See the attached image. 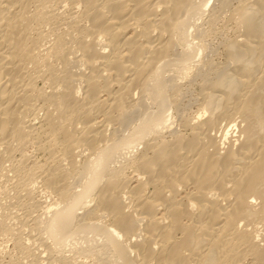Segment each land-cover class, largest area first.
Segmentation results:
<instances>
[{
  "label": "bare ground",
  "instance_id": "1",
  "mask_svg": "<svg viewBox=\"0 0 264 264\" xmlns=\"http://www.w3.org/2000/svg\"><path fill=\"white\" fill-rule=\"evenodd\" d=\"M58 1L78 5L81 10L77 20L73 17L70 32H55L48 41L38 28L52 23L57 16L43 8L42 0H0V160L9 161L14 151L20 152L21 146L28 143L43 152L59 145L60 157L52 156V164L66 159L70 170L75 164V148L88 152L83 163L87 172L82 173L92 177L78 192L69 191L67 172L65 176L60 165L47 168L33 162L28 168L31 176L37 171L41 177L37 175L36 179H41L43 189L60 200L59 210L67 204L69 209L77 207L64 215L57 211L62 218L57 212V216L52 215L59 220L51 222L54 228L48 230L53 239L48 236L49 239H65L61 236L64 225L68 226L75 213L82 210L81 220L75 223L78 231L93 235L92 232H102L104 241L94 237L101 246L98 250L114 252L121 264H264V227L257 228L264 226V0H246L243 5H248L240 4L232 13L244 38L241 43L238 37L234 46L228 45L231 49L226 54L230 56L227 61L233 64L240 60L238 66V62L234 63L235 76L228 73L232 77L228 76L229 84L223 81L227 76H222L225 84L217 87L221 89L211 86L220 92L216 97L220 106L215 99L216 103L211 101L215 95L212 99L204 95L206 105L201 104L204 107L200 111L206 109L207 117L203 115L201 120L198 115L200 118L185 121L188 136L163 140L159 131L163 133L171 124L161 120L145 133L140 150L134 142L141 139L145 118L139 127L143 129L137 130L142 134L134 129L133 135L122 138L119 144H115V136L109 138L105 133L114 121L122 124L125 118L128 120L127 110L135 104L134 91L141 96L149 93L151 99L166 96L161 77L173 64L172 56L178 53V62H182L199 54V48L185 42H189L187 29L193 23L191 17L199 20L209 0H195L196 4L194 0ZM32 3L41 8L31 13L27 6ZM71 33L75 34L70 38L73 50L66 46ZM179 38L184 44L181 52L177 50ZM69 55L78 68L77 74L68 71ZM57 63L64 67L61 73L54 68ZM255 67L261 70L257 76L258 72L253 73L258 71ZM39 80L50 83L47 91L42 90L44 86L35 89ZM219 80L215 86H220ZM227 84L230 88L223 90ZM169 88L167 99L160 98L158 119L166 118L169 103H174L178 95V85ZM211 108L223 109L219 119L228 120L219 137L221 122H217ZM38 111L44 112L43 118H38ZM164 122L168 126H160ZM213 130L217 131L215 135H211ZM225 144L228 147L224 149ZM132 149L138 153L132 152L130 157L126 151ZM117 152L120 156L127 153L126 162L118 169L108 166L111 158L119 162L120 156L114 157ZM21 166L13 169L14 174ZM48 237L42 239L48 241ZM60 263L70 264L65 259Z\"/></svg>",
  "mask_w": 264,
  "mask_h": 264
},
{
  "label": "rangeland",
  "instance_id": "2",
  "mask_svg": "<svg viewBox=\"0 0 264 264\" xmlns=\"http://www.w3.org/2000/svg\"><path fill=\"white\" fill-rule=\"evenodd\" d=\"M43 1L45 2V4ZM46 1H48V2H46ZM46 1L42 0V3L44 5L43 8L45 7V10H47V12L52 11L51 13H53L55 16H57L55 19L56 20L58 19V20L55 21V19H54V21H52V23H49V22H48V24L44 23V25L42 24L38 28V30L42 29L43 31L41 30L40 33L41 34L43 33L42 36H45L44 39L47 38L46 40L51 41L54 38L53 35H55V32H56V34H60V33H64V32L68 33L71 31L70 26H71L72 22H74L73 19L76 18L74 20H77L78 15L80 14L81 8L78 5H70V3H68V2L61 3L58 0H56V1L55 0H51V1L46 0ZM197 1L201 2V0H196V2ZM248 1L250 3V0H248ZM244 2L247 3L246 0H209L208 4H206V6H204L205 7L204 8L205 11H203L204 13H202L200 15V17H198V18L196 17L199 20L193 21L195 16L191 17L190 23H192V22L193 23L189 24L188 29H187V31H189L187 33L190 35V36L188 35V37H187V40L189 42H187V41H185V42H186V44L188 43L187 45H189V43H190V45L193 43L194 47L199 48L200 49L199 54L197 56H195L194 58L187 59L186 61L182 60V62H178V61H180L179 60L180 57H179L178 53L176 55L172 56V58L174 60L172 62L173 64H170V66L164 70V72L162 73V77H161V82H162L163 88H166V86L168 84L172 83L166 89L162 88V90H166V91H164V92H167V93H165L166 96H163V94L161 93L162 95L159 96V98L158 97L156 98V96H155V99H151L148 95L149 93L143 94L144 96L143 95L141 96L137 91H134L133 92V98H134L133 100L135 101V104L132 106H129V109L127 110L128 111L127 117L129 116L128 120H126L127 118H125L126 121L124 120V122H122V124H120L119 121H117V120H116V122L114 121L112 123V125L107 129L105 136L109 137V138H111V136H113V137L115 136L114 138L113 137L112 138L115 139V141H116L115 144H119L121 142L122 138L126 139L128 136L133 135L134 129L136 130V132H137V130L140 131L143 129V128H139V127L143 126L141 121L144 118L146 119V123H147V124L144 123L146 128L144 127L145 129H143V131H142L144 135L142 134V132L138 131L137 134L141 133L143 136L141 135V139L139 141L134 142L136 147L138 146L137 150H140L139 147L142 145L141 144L142 138L146 137V135H147L145 133L150 132V129H152L151 127H153V126H151V125H158L159 121H161V120L163 121V120L167 119V120H169V122L171 124V126L168 128V127H166V126H168V123H166V122H164L163 124L160 123L161 124L160 126L166 127L164 129L163 133H162V131H159V132H161V133H159V136H161L163 140L172 141L175 139L176 135H183V136L187 135L188 136L189 130L184 127L185 121L186 122L187 121H189V122L193 121V119H195V117H199V116L201 117V118L199 117L201 120L204 118V116L207 117L208 111H206V112L204 111L206 109H204V110L202 109L203 113H202V111H200L201 106H202L201 104L206 105V102H204L203 98L209 94V96H207L208 99L209 98L212 99L213 98L212 96L215 95L213 100H211V101L214 103L218 102L217 100H219V99H216V97L217 98L219 97L220 92H218L219 90H213V89L214 88L221 89V88H217V87H221V84H225V83H222L223 81L229 84V82L231 80L229 77H231V76L233 77V74L235 76V70L236 69L234 67H236V66L234 63L238 62L236 64L238 66L240 60L238 59L239 61H236V62L234 61V63L232 64L233 61H231V60H230V62L227 61L230 59V56L228 57L226 54H230L228 52L231 49V46H228L229 44L231 45V43H232V45L234 46L235 39H237L239 37L238 40L241 43L242 42L241 40H243V38H244V34H243L244 32H241V31H243L242 27L237 22V19H234L235 17L232 14V13H234V10L236 8L241 7L240 4H242V6H246L249 4L248 3V4L243 5ZM193 4H196L195 0H194ZM34 5L36 6V8ZM226 5H228V6H226ZM30 6H27L30 8V10H29V8H27V9H28V11H31V13H32V10L36 11L39 8H41V7H38L37 3H34V4L32 3V4H30ZM72 6H74L75 8H72ZM70 13H71V15H70ZM65 17H66V19H65ZM69 19H70V21H69ZM58 28H59V30H58ZM49 30H51V31H49ZM58 31H59V33H58ZM50 32H51V34H49ZM185 33H186V31H185ZM241 33L243 34L242 36H241ZM47 34H48V36H47ZM69 36L70 37H67V38L65 37L66 41L68 43V45L66 44V46H68V48L71 49L72 43L70 41V38H72V36H75V34L71 33V34H69ZM241 37H242V39H241ZM178 40H179V44H180L179 47L180 48L177 50L179 52H181L184 49V47L182 48V46L184 45L183 39L179 38ZM239 41H238V44H239ZM186 46H185V49H186ZM227 47L229 48V50H227ZM71 50H73V48ZM226 52H228V53H226ZM242 56H243V54H242ZM242 56L239 58L242 59ZM69 58L68 59H69L70 63L68 65H70V66H68L69 68L67 66L65 68H68L69 69L68 71L71 70L70 73L77 74L78 68L76 69V66L73 64L70 55H69ZM227 58H229V59H227ZM251 59H252V57H251ZM59 64L60 63L55 64L56 67H54V68H56L55 70L58 73H61L62 69L64 67L61 66V64L60 65ZM256 68L258 69V71L254 70L253 73L258 72L256 74V76H257L260 74L261 70L258 67H255V69ZM75 69L77 70V72ZM181 69H184V70H181ZM253 69H254V67H253ZM224 72H226V73H224ZM229 72H232L231 76L228 75ZM225 75L227 76V78H224V80L222 81V79ZM216 79H218V80L220 79L219 84H218L220 86H215V83H217V81H218V80L216 81ZM163 81L165 82V84ZM43 83L45 84L46 81L45 82L40 81V80H39V82L37 81L35 83L36 84L35 89L41 90V87L44 86L42 88V90L47 91L48 90L47 88L49 87L47 84H50V83L48 82L45 85ZM174 84L178 85V90H179L178 95H177L174 103L172 101H171L172 104L169 103L170 108H169L168 114H166V116H165L166 118L158 119L159 115L156 113L159 112L158 109H161L160 106L162 105V100L160 98L166 97V99H167V97L169 96L168 88ZM213 84H214V88L211 87ZM163 85H165V86H163ZM223 87H224L223 90H226L229 87V85L227 87H226V85ZM209 88H210V90H213L214 92L213 91L211 92L209 90ZM157 90L159 91L160 89L158 88ZM169 91H170V88H169ZM215 91L218 93H216ZM209 92H211V93H209ZM148 97H149V99H148ZM162 99L165 100V98H162ZM208 99H206V100L208 101ZM214 99L216 102L214 101ZM171 106H173V107L171 108ZM216 106H217V104L216 105L214 104L215 108H219L218 106L217 107ZM219 106H220V103H219ZM202 107H204V106H202ZM211 107H213V106H211ZM176 109H178V110H176ZM219 109L221 110V108H219ZM214 110H212V108H211V112L212 111L214 112ZM222 111H223V109H222ZM222 111H216L215 110L216 114H215V112L213 114L216 115L219 119V115L221 116L223 113ZM38 112H39L38 118L39 119L43 118L44 112L43 111H38ZM217 112H220V113L217 114ZM204 113H206V114H204ZM156 115H158V116H156ZM201 115L202 116L204 115V116L202 117ZM209 115H210V113H209ZM149 119H151V120H149ZM218 119H217V122H221L222 124L221 123H219V124L222 127L220 126L219 129L216 128V129H218V132L215 131L216 129L213 130L214 132L213 133L211 132V135H215V132H217L218 137H219V135H220L219 133H221L222 129L224 128L225 124L227 123L226 121H228V120L221 118V120L219 119L220 121H218ZM223 119H224V121H222ZM125 122H126V124H125ZM148 124H150V126ZM119 125H121V126H119ZM231 125L232 124H230L229 127ZM78 126L80 127L81 125H78ZM78 126H77V128H78ZM217 127H218V125H217ZM229 127H228V129L232 128V126L230 128ZM148 128H149V131L147 130ZM115 133H117V134H115ZM116 137H118V138H116ZM108 141L109 140L107 139L106 142H108ZM137 142H140V143L137 144ZM52 146H53V148L50 147L47 150L44 149V152H43V151H41L43 149L39 150V148L36 145H34V144L32 145L31 143H28L24 147H23V145L21 146L23 151H22V149L20 152L14 151L12 154V157H11V159H9V161H7L8 159H6V158H3L4 161L0 160V163H1L0 164V226H2V227H0V235H1L0 236V264H49L51 262H53V263L55 262V264H62L60 262H62L64 259L67 262L69 260L70 264H115V263L121 264L120 261H117L115 259V257H117V256L113 255L114 252H112L110 250L107 251L104 248H103V251H101L102 248L100 251L98 250V248L101 246H100V244H96L94 242V237L96 236L95 238H98V239L101 238V240L104 241L106 238L102 232H100V231H97V233L92 232V233H94V235H93V234H91V232H88V231H81V230H79L81 232L78 231V228L75 225L81 220L80 215H81V213H83L82 210H80L81 213H79V211L75 213L76 215H74V217L71 220V223L68 226L64 225L65 227H63V231H62V235H61L62 237H64V236L67 237V238L65 237V239H62V241H64V242H62L60 240V242H61L60 243L59 240H56V239H55V242L51 240L53 238H52L51 234L49 233V230L51 232V230H53V228H54V227L51 228L52 223H54V219H55V221H56V218H57V220H59L58 219L59 215H60V218H62L61 214L64 215V214L68 213V211L74 207L69 209L70 207L68 204L65 205V207L67 206L66 208L61 207L62 206V203H61L60 207L62 209L59 210L60 208L58 207L59 206L58 204L60 203V200H58L56 195L54 196V195H51L50 192L48 193L47 189H43V188H45V186H44L43 182L41 181V179H39V180H37L38 178L36 179L37 175H38V177H41L40 174L35 173L37 171H33L32 175H35V174L36 175L31 176L30 171L28 169L31 166V163L36 162L38 165H44V167H47V168H49L50 166H53V165H57V166L63 165L62 169L60 166H58V168L62 172L64 171L65 176L68 175L66 177L68 180L66 179V181H67V184L70 188L69 191H71V192H78L77 190L83 189L82 186L83 185L85 186V184L89 181V178L92 177L90 173H87V174L86 173L84 174V172L82 173V171L86 170L84 164L86 162V157H88V152L84 151L83 149L80 152H78L81 147H77L78 149L75 148L76 150H74V151L76 153L74 152L75 156L73 155V158H74L73 160H75V162L73 161V163H75V164H74V167H72L75 170L72 168L69 170V164H68L69 162L66 159H62L61 161L60 160L57 161V162H59L58 164H56L55 162H54L55 164L54 163L52 164V161L54 160L52 158V156L54 158H56V156L60 157L59 155L61 154V151H59V150H61L59 145L56 146L55 148H54V145H52ZM227 147H228V144H225L224 149ZM235 148H236V146H235ZM137 150L134 151L132 149L131 151L130 150L126 151V152H128V154L124 153V155L127 154L128 156H130V155H132V152H134V154H137L138 153ZM96 152L97 151H95V153ZM118 152L116 153L117 155L114 157H119L120 155H118V154L123 153L125 151H122V152L120 151L119 153ZM94 155L98 156L97 153ZM127 155H125V156H127ZM77 156H78V158H77ZM96 156H93V157H96ZM123 156L119 157V162H117V160L112 156L116 160V162H115V160H112V158H111V160L108 162V166H111L112 168L118 169V166H120V164L122 166V164H124L127 160V158L125 159V156L124 157ZM120 158L121 159L123 158L125 161L122 159L123 163H121L122 161ZM64 160H66V162ZM21 161H22V163H21ZM109 163H112V164L110 165ZM20 164L22 165L21 166L22 170L21 169L19 170V171H21V174L19 171L16 172L17 176L19 174V176L17 177L16 174H14V171H15L16 167L20 166ZM13 166H15V167H13ZM83 166H84V168H83ZM66 168H68V169H66ZM13 169H14V171H13ZM65 171L67 172V175L65 174L66 173ZM68 171H70V173ZM73 172H74V174H73ZM85 172H87V171H85ZM13 175H15V176H13ZM84 182H86V183L83 184ZM42 184H43V186H42ZM18 185H20V186H18ZM32 190L34 193L32 192ZM27 191H29V192L26 195H30V196L25 195V193ZM46 193H48V194H46ZM87 201H89V198ZM35 204L36 205L38 204V206H36ZM90 205H91V203H90ZM47 208H48V210H47ZM75 208H77V207H75ZM75 208H74V210H75ZM89 208H87V210ZM65 210H66V212H65ZM57 211L60 212L61 214L58 213ZM73 211H71V212H73ZM27 212L29 214H27ZM56 212H57L58 217H54V216H57V215H55ZM30 213H31V215H30ZM52 215H54L53 216L54 219L52 218ZM52 219H53V221H52ZM33 220L35 222H33ZM25 222H27V223H25ZM40 222H42V223H40ZM73 227L75 228L74 230H73ZM263 227L264 226L258 225L257 228H258V230H262ZM68 229H69V232H68ZM70 232H72V233H70ZM46 233L47 234L49 233L50 235H47ZM43 234H44V236H43ZM100 235H102V236H100ZM41 236L43 238L46 236L44 238L45 240L48 236L49 237L51 236L50 237L51 239H49V237H48V241H45L44 239H42ZM37 237H39V240L37 239ZM68 238H69V240H68ZM92 238H93V240H92ZM32 240H34L35 242ZM49 240L53 243H50ZM46 242L49 244V246L51 245L50 249L52 251L47 248L48 244ZM18 244H19V246H18ZM44 244H45V246H44ZM259 244L261 245L263 243H259ZM96 245H98V247ZM95 248L99 252H97L95 250ZM46 249H48V250H46ZM23 250H24V252H23ZM94 250L96 251V253L92 252ZM87 251H89V252H87ZM84 252H85V254H88V253L89 254L85 256ZM90 253H92V254H90ZM98 253H99V255H97ZM245 261H248V260L245 259Z\"/></svg>",
  "mask_w": 264,
  "mask_h": 264
}]
</instances>
